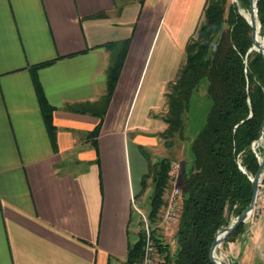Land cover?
<instances>
[{"label": "crops", "instance_id": "1", "mask_svg": "<svg viewBox=\"0 0 264 264\" xmlns=\"http://www.w3.org/2000/svg\"><path fill=\"white\" fill-rule=\"evenodd\" d=\"M208 1L0 0V264L126 262L149 173L141 149L165 128V93ZM262 196L225 245L232 263L264 247Z\"/></svg>", "mask_w": 264, "mask_h": 264}, {"label": "trees", "instance_id": "2", "mask_svg": "<svg viewBox=\"0 0 264 264\" xmlns=\"http://www.w3.org/2000/svg\"><path fill=\"white\" fill-rule=\"evenodd\" d=\"M239 1L249 9V0ZM258 18L264 38V0L259 1ZM252 46V27L237 5L231 0H209L185 47V62L165 93L161 113L167 124L163 130L166 141L172 145L177 138L183 140L193 94L202 81L208 82L212 107L205 126L191 144L190 163L181 165L183 197L179 221L172 231L173 246L165 233L156 230L158 264H213L210 251L218 232L251 204L250 177L260 167L252 146L264 123V58L252 51L247 65L244 63ZM124 59L122 52L108 71L105 107L114 93ZM37 89L45 119L51 120L52 109L45 103L39 85ZM173 163L167 157L149 163V173L143 177L142 195L152 189L147 217L153 227L160 223ZM244 227L245 224L239 226L224 244L233 242ZM143 245L141 231L137 242L129 246L124 264H139Z\"/></svg>", "mask_w": 264, "mask_h": 264}, {"label": "rangeland", "instance_id": "3", "mask_svg": "<svg viewBox=\"0 0 264 264\" xmlns=\"http://www.w3.org/2000/svg\"><path fill=\"white\" fill-rule=\"evenodd\" d=\"M234 1L231 0L232 3ZM242 9L247 13H251L250 6H249V9H246L243 7ZM263 41H264V38H263ZM211 107H212V101L208 95V82L204 80L200 83L198 88L195 90L192 100H191L190 110L185 117V127H184V132H183L184 139L179 140L177 138L173 142V144L170 145L171 143H168V141H166V138L163 135V131L158 132V133L155 132L152 135L154 141L143 145L141 149L147 161L152 164V163H156L162 158L167 157V158L173 159L174 162L180 163L181 165L183 163L189 164L191 160V144L193 140L198 136L200 131L203 129V127L205 126L207 116L210 112ZM163 110H164V107L162 108L161 113ZM161 113H159L160 116H161ZM161 119L165 123L164 119L163 118ZM164 126L167 128L166 123L164 124ZM258 153L261 154L262 156L263 150L262 149L258 150ZM263 187H264V177H263V180L261 182V187H260V198L257 199V202L255 204V209H256L255 214L257 212V208H259V203L261 199L263 198L262 196ZM151 195H152V189H148L146 193L139 196L136 201V207H135L136 216H135V222L133 224V232L135 233V237L137 240L140 238V232L142 231V224H141L142 215L140 213H142L145 216H148ZM246 223L250 224L251 221L248 220ZM257 229H258V226L255 227L253 224V231ZM160 232L162 234L164 233L163 230H161ZM172 238H173L172 234H170L167 237L168 243L172 244V241H173ZM225 250H226L225 244H223L221 248L218 249L217 254L226 260ZM263 255H264V247H260L258 252L254 253L253 255L252 264H264Z\"/></svg>", "mask_w": 264, "mask_h": 264}, {"label": "built area", "instance_id": "4", "mask_svg": "<svg viewBox=\"0 0 264 264\" xmlns=\"http://www.w3.org/2000/svg\"><path fill=\"white\" fill-rule=\"evenodd\" d=\"M182 166L180 163L174 162L171 166L169 188L165 197V206L160 213V223L157 227H153L149 218L142 213V231H143V252L139 264H158L160 260V254L158 252V246L156 242V234L162 229L165 235L169 236L172 229L177 225L179 221V214L181 209L183 191L180 184ZM258 215V209L255 214H252L250 221L252 222ZM254 218V219H253ZM157 230V232H156ZM223 258V257H222ZM224 259V258H223ZM225 260V259H224ZM226 261L232 264L226 257Z\"/></svg>", "mask_w": 264, "mask_h": 264}, {"label": "water", "instance_id": "5", "mask_svg": "<svg viewBox=\"0 0 264 264\" xmlns=\"http://www.w3.org/2000/svg\"><path fill=\"white\" fill-rule=\"evenodd\" d=\"M259 1L260 0H249L250 10H251L250 20L245 18V16L241 13L240 8H239L240 7V5H239L240 2H237L236 0L233 2V3H236V5L238 7V10H239V13L247 20L249 25L252 27L253 46L251 47V49L247 53V56H246V59H245V62H244L245 65H247V57H248V55L254 50L257 51L258 53H260L263 56V58H264V41H263V45L260 46L258 41H257V33H256L257 23H259V26L261 28V24H260V21H259V18H258ZM263 135H264V123L262 125V129H261L260 137H259L258 141L263 137ZM255 143L252 146L254 152H256L255 149H254ZM263 177H264V160L260 163V167H259V170L256 173V175L254 177H250L251 182H252V187H253V196H252L251 204L238 217H236L235 219L233 218L231 220V223L227 227H225L222 230H220L218 232L215 240L213 241V244H212V247H211V251H210V258H211V261H212L213 264H231L228 261L224 260L222 257H220L217 254V251H218V249L221 248V246L227 241V239L233 234V232L239 226H241L242 224L246 223L249 220V218L252 216V214L256 210L255 209V204L257 202V198L260 197L259 196L260 195V187H261V182L263 180Z\"/></svg>", "mask_w": 264, "mask_h": 264}, {"label": "bare ground", "instance_id": "6", "mask_svg": "<svg viewBox=\"0 0 264 264\" xmlns=\"http://www.w3.org/2000/svg\"><path fill=\"white\" fill-rule=\"evenodd\" d=\"M236 1L239 2L238 0H236ZM239 5H240L239 8H240L241 13L245 16V18H247V19L250 20V13L245 12L242 9L241 4H239ZM256 33H257V41H258L259 45L262 46L263 45V38L261 37V34H260V26H259V23H257ZM263 147H264V135H263V137L259 141L257 140L256 143H255V145H254V149H255V151L257 153V158L259 160V163H261L264 160V148ZM260 149L263 150V155L262 156H261V154H259L257 152Z\"/></svg>", "mask_w": 264, "mask_h": 264}]
</instances>
